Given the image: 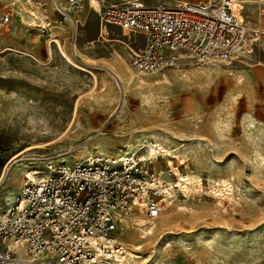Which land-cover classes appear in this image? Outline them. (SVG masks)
<instances>
[{
	"label": "rangeland",
	"instance_id": "1",
	"mask_svg": "<svg viewBox=\"0 0 264 264\" xmlns=\"http://www.w3.org/2000/svg\"><path fill=\"white\" fill-rule=\"evenodd\" d=\"M11 1L0 0V9ZM36 1L45 4L53 25L51 0ZM82 1L74 39L66 24L44 34L26 31L33 23L26 0L22 9L17 1L13 6L21 18L13 15L0 28V207L8 193L19 192L30 167L72 165L78 157L100 155L98 149L114 156L159 148L162 157L151 167L179 191L155 220L137 213L123 218L118 242L130 253L126 259L136 256L130 264H264V0L232 1L241 4L251 32L242 58L225 65L183 57L155 74L131 73L143 84H125L122 104L108 69L117 60L129 65V48L142 47V37L106 26L103 37L110 42H102L98 18ZM59 45L83 70L62 57ZM34 145L42 148L27 151ZM136 219H143V228L156 226L152 235L141 238ZM133 245L140 247L134 254Z\"/></svg>",
	"mask_w": 264,
	"mask_h": 264
},
{
	"label": "built area",
	"instance_id": "2",
	"mask_svg": "<svg viewBox=\"0 0 264 264\" xmlns=\"http://www.w3.org/2000/svg\"><path fill=\"white\" fill-rule=\"evenodd\" d=\"M16 1L18 6L21 0H12L0 9V28L13 15L21 18L13 9ZM26 1L33 22L26 31L35 27L44 34L66 24L75 34L82 0H51L57 16L53 25L43 2ZM231 1L165 5L87 0L100 29L115 26L125 35L142 37V47L130 51L129 68L135 76L158 73L183 57L226 65L242 58L251 32L242 8L235 11ZM141 149L91 155L72 165L47 163L41 174L26 177L12 201L0 207V264H108L116 255L123 258L118 242L123 216L137 213L155 220L173 202L174 190L179 191L178 183L167 185L151 167L163 150L148 148L141 155Z\"/></svg>",
	"mask_w": 264,
	"mask_h": 264
},
{
	"label": "bare ground",
	"instance_id": "3",
	"mask_svg": "<svg viewBox=\"0 0 264 264\" xmlns=\"http://www.w3.org/2000/svg\"><path fill=\"white\" fill-rule=\"evenodd\" d=\"M163 1H170V2H174V3H183V2H185V1H178V0H163ZM26 2H29V1H26ZM25 2V3H26ZM232 2V1H231ZM29 4V3H28ZM27 4V5H28ZM232 8L235 10V11H238L239 10V8H241V4H239V3H237V5L236 6H232ZM21 15V14H20ZM29 18H30V15H29ZM30 20H31V18H30ZM23 21V20H22ZM76 26L77 25H75V34H76ZM100 31H101V39H102V42H104V43H108V42H110V40H108V39H106V38H108V37H103V34H105V35H107L108 34V31H107V29L106 28H104V27H102L101 29H100ZM75 34H74V36H72V39H74V37H75ZM264 34V33H263ZM74 41V40H73ZM49 42V41H48ZM53 42H59L58 40H55V41H53ZM114 42V41H113ZM116 42V41H115ZM119 44H124V46H125V43H123L122 41H117ZM52 42H51V40H50V43L49 44H51ZM71 45H72V43H71ZM72 46H75L74 44L72 45ZM58 49H59V51H60V54L62 55V57L69 63V64H71L72 66H74V67H76V68H78V69H81V70H83L82 68H80V67H78V66H76L75 64H73V62L71 61V59L69 58L70 56H68L66 53H65V51H63V49H62V47L59 45L58 46ZM75 49V48H74ZM7 51L8 50H11V49H6ZM66 50V49H65ZM130 48H129V52H130ZM51 47H50V45L49 46H47L46 47V54H47V57L48 58H50L51 56H52V54H51ZM72 55V54H71ZM74 58V57H73ZM75 59V58H74ZM117 67L115 68V69H108V72L110 73V75L112 76V78H113V80H114V82H115V84L118 86V89L120 88V90H121V93H122V95H121V97H120V104H122L123 103V93H124V85L125 84H130V83H132V82H135V85H142L143 84V81L142 80H135L133 77H132V75H131V70H130V68H129V65H127L125 62H124V60H117ZM226 65V64H225ZM112 68V67H111ZM133 74V73H132ZM139 87V86H138ZM153 88H154V86H153ZM155 89H158V87H155ZM75 109H76V107H75ZM74 109V110H75ZM76 112H74L73 114H75ZM128 144H126V146H127ZM46 146V145H45ZM129 146V145H128ZM36 148H42L41 146H39V145H34L33 147H30L29 149H27V151L28 150H31V149H36ZM97 153L98 154H100V155H102V154H104L105 153V150H102V149H98V151H97ZM92 154H89L88 156H91ZM80 160L81 159H84V158H81V157H78ZM41 172H42V170H37V169H34L33 167H30V168H28V169H26L25 171H24V178H26V177H29V178H33L32 177V174H34V175H37V174H41ZM1 180H2V177L0 178V182H1ZM179 180L180 181H182V182H186L187 180H189L188 178H183V177H180L179 178ZM192 180V179H191ZM192 182H194L193 180H192ZM197 181H195V183H196ZM220 183H221V185L222 186H224L223 187V190L224 191H226L227 189H226V187L228 188L229 187V185H228V183H227V181L226 180H221L220 179ZM179 186H181V185H179ZM181 188H182V186H181ZM187 187H185V188H182V190L183 191H185V189H186ZM222 193V192H221ZM221 193H215L217 196H223V195H221ZM226 193V192H225ZM17 194V193H16ZM15 194V195H16ZM15 195H13L12 193H8L5 197H4V204H8L9 202H11L12 201V199L15 197ZM224 197V196H223ZM167 208H168V206H167ZM166 208V209H167ZM130 214H132V213H130ZM127 215H129V214H127ZM126 216V215H125ZM125 216H123V218H125ZM123 218H122V220H123ZM168 219H170V217H166L165 218V220H160L159 221V223L160 224H165L167 221H168ZM135 220V219H134ZM137 220V219H136ZM136 223H137V228L143 233V235L141 236V238H145L146 237V235H152V231H154L155 230V228H156V226H151V228H149V227H147V228H143V226L146 224L144 221H143V219H138L137 221H136ZM119 248H120V250H121V254H123L124 253V257L123 258H120V257H118L117 255L115 256V261H119L120 262V264H130V260H135L136 258V256L134 257L133 256V258H130L129 257V260L128 259H126V257H128V256H130V253H127V254H125V248H123L122 247V245H120L119 244ZM133 253L132 254H134V250L135 249H137V248H140L138 245H133ZM132 257V256H131ZM124 260H128L127 261V263H123V261ZM111 264H117V263H115V262H111Z\"/></svg>",
	"mask_w": 264,
	"mask_h": 264
},
{
	"label": "crops",
	"instance_id": "4",
	"mask_svg": "<svg viewBox=\"0 0 264 264\" xmlns=\"http://www.w3.org/2000/svg\"><path fill=\"white\" fill-rule=\"evenodd\" d=\"M25 5H26V3L25 2H23V0H21V2H20V4H18V8H20V9H22V7H25ZM20 6V7H19ZM50 15H51V18L53 19V22L56 20V18H57V16H56V14L54 13V12H51L50 13ZM90 18V17H89ZM69 26V25H68ZM53 28H56V27H52V28H49V30H51V29H53ZM69 28H70V26H69ZM60 30H62L61 28H60ZM59 29H58V31H60ZM70 30H71V28H70ZM100 34H101V31H100ZM63 35V34H62ZM56 36H59V34H57ZM101 36V35H100ZM60 37V36H59ZM142 42H143V40H142Z\"/></svg>",
	"mask_w": 264,
	"mask_h": 264
}]
</instances>
